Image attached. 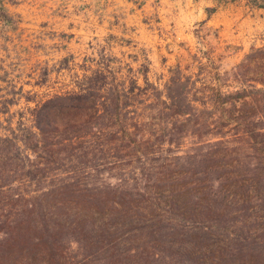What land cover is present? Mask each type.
I'll list each match as a JSON object with an SVG mask.
<instances>
[{"label": "trees", "instance_id": "trees-1", "mask_svg": "<svg viewBox=\"0 0 264 264\" xmlns=\"http://www.w3.org/2000/svg\"><path fill=\"white\" fill-rule=\"evenodd\" d=\"M105 55L0 102V264H264V45L230 72L196 54L163 89Z\"/></svg>", "mask_w": 264, "mask_h": 264}, {"label": "rangeland", "instance_id": "rangeland-1", "mask_svg": "<svg viewBox=\"0 0 264 264\" xmlns=\"http://www.w3.org/2000/svg\"><path fill=\"white\" fill-rule=\"evenodd\" d=\"M0 2L11 19L0 17V102H16L12 113L28 107L25 96L45 99L72 88L97 53L116 58L123 72L147 59L150 82L163 89L176 65L195 69L196 54H213L230 72L264 45V8L248 0Z\"/></svg>", "mask_w": 264, "mask_h": 264}]
</instances>
